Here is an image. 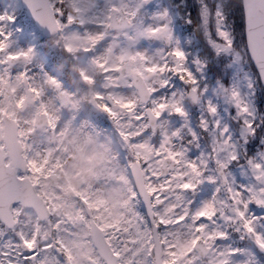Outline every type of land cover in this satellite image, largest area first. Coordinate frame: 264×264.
Segmentation results:
<instances>
[{"label":"snow or ice","instance_id":"1","mask_svg":"<svg viewBox=\"0 0 264 264\" xmlns=\"http://www.w3.org/2000/svg\"><path fill=\"white\" fill-rule=\"evenodd\" d=\"M73 6L77 9L75 13L68 9L67 0H0V79L11 80L22 73L26 78L25 86H34L36 80L43 83L51 79L61 91L68 92L63 79L55 76L49 66L59 61L60 53L95 58L111 42L106 33H111L112 29L106 25L115 16H122L128 7L126 0H105L104 3L101 0L95 3L73 0ZM139 12L144 14L143 26L149 28L153 36L161 28L165 32L166 42H160L159 48L151 49L146 55L170 52L175 59L168 66L163 86L154 88L150 94L153 103H146L144 109H134L128 118L139 127L148 119L145 111L149 107H164L163 101L178 89L194 88L207 113V116L200 114L197 117L200 132L213 133L221 138V143L229 145L215 160L208 162L211 168L205 171L210 174L199 173V182L195 186L188 184L185 178V196L191 194L189 214L174 219L176 225L193 223L200 237L196 243L207 249V255H197V250L193 249L185 260H191V264H209V258L210 264H264V0H146ZM125 32L130 37L136 35L132 27L126 28ZM52 36L58 39L49 44ZM77 41H82L83 45L76 46L73 53L72 46ZM113 51L117 53L116 49ZM22 59L26 62L18 67ZM97 63L105 69V75L110 74L105 61ZM145 66L152 70L147 62ZM184 72L191 77L187 85L182 78ZM131 79L128 77L129 81ZM97 98H102L101 93L97 92ZM53 100L60 111L51 127L45 124L41 140L45 148L27 149L25 164L29 166H18L11 177L20 187L27 183L26 177L31 176V165L39 163L48 147H55L54 142L48 144L49 135L58 136L67 128V143L74 138L83 139L85 134L97 135V128H100L123 144L104 110L111 107L110 101L95 108L93 113L70 105L62 107L59 99L53 97ZM41 102H46L45 96L36 101ZM221 102L228 105L223 108V114ZM195 111L199 113L200 108ZM167 115V111L157 113V119ZM170 115L182 118L190 113L176 106ZM233 119L239 121V134L235 138ZM173 133L175 130L168 133L170 139L165 143L168 151L159 153L158 158L176 152L175 145L180 137L179 133ZM149 135L150 130L144 129L129 142H141ZM192 136L199 147L200 136L195 129ZM190 152L191 148H187L186 152L165 159L157 179L171 178L175 161L181 154L187 161L185 168L190 166L193 171H198L199 164L195 161L206 154L201 151L198 156L189 157ZM217 168L219 172L213 176L211 173ZM235 169H239L241 180L236 179ZM202 184L212 185V190L198 202L196 197ZM154 196L155 193L147 200L151 201ZM144 199L134 187L133 202L141 203L138 207L133 206V211L145 217L148 227L156 231L163 228L164 242L174 251L175 245L167 240L174 232L169 231V225L151 222L149 204L144 203ZM20 204L21 201L12 196L0 199V209H7L8 214L0 217V264H47L49 253L51 256L62 255L47 242L29 246L30 237L15 234L19 229L10 223L9 217L19 220L15 213ZM209 208L214 210L211 216L207 213ZM201 230L207 236L200 235ZM61 264L66 261L61 260ZM156 264H170V261L164 257Z\"/></svg>","mask_w":264,"mask_h":264},{"label":"rangeland","instance_id":"2","mask_svg":"<svg viewBox=\"0 0 264 264\" xmlns=\"http://www.w3.org/2000/svg\"><path fill=\"white\" fill-rule=\"evenodd\" d=\"M88 2L95 3L96 0H88ZM104 2L105 0H101V3ZM126 2L128 7L124 12L130 21V25L128 27H132L136 35L134 37L128 36L125 32L126 28L118 31H112L111 33H106L110 36L111 42L105 49L100 51L95 58L90 59L83 54H80L78 56L73 55L68 64H70V68L79 75V77L76 79V82H74L75 90L77 91L78 97H80L79 100H86L87 94V96H94L98 100L99 105H103L105 101L111 102V107H105L104 110L108 112L109 117L112 119L113 124L117 129L116 131L119 132V135L123 141L122 145L117 141L119 145H116V147H125V150L127 149L128 151H132L131 148L137 150L135 152L136 154L132 155L131 157L134 160L143 157V163L146 164L145 168L148 169L146 177L151 178L153 175L156 178L155 182H151L154 190H158L160 187L162 188L165 184L167 185V188L170 191L167 198L168 204L171 205L174 209L173 210L171 208L173 213L172 216H169L168 213H165L166 225L170 226V232H174V235H169L167 237V240L171 244L175 245V248L174 251H172L168 247V245L163 242L166 253L165 257H167L169 261L173 260L176 264H181V262H183V264H191V260H185V257L189 253L190 246L195 240L194 238L197 236L196 229L193 223L176 225L174 217L178 215H188L185 207V199L182 198L183 194L181 188L182 185H184L185 187L187 186V184H185V178H187L188 184H192L194 179L198 178L199 169L198 171H193L190 166L185 168L184 165L187 163V161L185 160L183 154L179 155V159L175 161L177 163V168L174 172H172L170 179H157L156 166H158L161 160L164 158H158L159 153L168 151V149L165 147V143L170 139L168 133H170L172 130H175V133H179L180 137L175 145L176 152L169 154V157L173 158L177 156L178 153L187 151V148H185V146H183V144L181 143L184 135V132L181 130L182 125L185 126V132L192 135V131L193 129H195V127L200 129V121L197 118L198 115L203 114L207 116V113L203 111V104L200 99V94L198 93L199 95L195 105L187 103L189 106V108H187V111L190 113V116L196 120V124L194 126L189 123V116L177 119L169 118L167 115L162 119H157V113H162L165 111L168 112V109L170 111H173L174 107L176 106L185 108L183 106V93L186 90L178 89L176 93L169 96L167 100L163 101L164 107H149L151 111L156 115L153 129L149 127L147 120L141 126L137 127L135 123L128 118L129 114L132 113L134 109L145 108V105L138 100V97H134L135 92H133L131 88L132 81L128 80V77H130V73L133 71L140 74L146 82L149 91L152 93L154 88H160L165 83V77H167L168 74V66L173 63L175 57H173L170 52H157L155 55H146V53L151 49H157L160 47V42H162V40L159 38V34L164 29H159L153 36L149 31V28L143 26L144 14L140 13L139 9L141 4L146 2V0H126ZM67 3L68 9L70 11H72L73 13L77 12V9L73 6V0H67ZM106 28H109V24L106 25ZM149 37H151V39H149ZM57 39L58 38H55L54 41H56ZM82 45V41H77L76 44L72 46L73 53H75L76 46ZM114 49L117 50L116 54H114ZM167 59H169L170 63L167 61ZM100 60L106 62L105 67L109 69L110 74L105 75V69L101 68L97 63V61ZM21 62L17 65L18 67L26 61L22 59ZM146 62L147 64L151 65L152 70H149L145 66ZM184 74L187 76L189 75L187 72H184ZM21 76L22 74H18L11 80H9L7 77L0 79V83H3L4 86L11 85V88L7 90L9 92V99L6 101V104L8 107H11L12 113L17 112L18 105L20 104L23 96V94L20 93L22 84L19 83V78H21ZM45 82L46 84L50 83L51 90L55 91L58 94H65V107L70 105L71 107L79 108V100L77 101V98L74 94V92L76 91H72L65 83L64 85H66V87H64L68 89V92L61 91L60 86L58 84H53L51 79H48ZM78 82L82 84L83 87H79ZM86 85H94V90H89L88 92L85 91ZM33 87L38 90L36 95L42 91L39 80H36L34 82ZM97 92L101 93L102 98H97ZM69 93H71V95H69ZM2 95L3 94L0 86V96ZM39 97L40 96L36 97V101L39 100ZM213 98L215 99V97ZM36 101L34 106L30 108L26 116L24 114V116L22 115L19 117V122L21 125L20 140L23 147L25 148V152L29 148H45V145L40 142V139L35 140L33 135L30 134V128L28 125V116L30 115V113L35 108H37L38 111L44 112L45 108H47V112L45 113L50 117V121L52 124L55 123L57 117L54 114V107L53 105H51V102L48 98H45L46 102L36 103ZM151 103L153 102L149 100L148 104ZM221 104L222 109L228 107L226 103L221 102ZM90 105L92 106V103H89V106ZM197 107L200 108L199 113L195 111V108ZM235 121L237 122V129H239V122L238 120ZM144 129L150 130L149 136L145 137L141 142H129L138 135V132H142ZM66 132L67 128L65 130V133H61L58 136H53L54 142L56 143L55 147L46 149V151L50 150L51 164L46 166L44 165V159L47 158L48 154L45 152V155L39 161V163L31 165L32 174L28 177L32 181L37 182L39 185H41L42 189H44L45 187V171L52 166L61 165V163L63 162L62 147L63 143L66 141ZM203 134L204 135H201L202 145L199 144L200 151L198 152V154L203 151L206 155H204L203 159L195 162H197L199 166L202 162H204L202 163L204 165V167L202 168L207 169L211 168V165L208 162L210 160H215L216 156L219 155L229 145L226 143H221V138L213 133L205 132ZM101 135L102 131L100 132V136ZM70 144L73 146V148H83L88 146V134H85L83 139L77 140L76 138H74L73 141H70ZM90 148L92 149V146H90ZM100 155L102 161L106 163L113 162L115 158L114 150L112 153L108 145L104 149H102ZM188 156L196 157L198 155L190 152L188 153ZM234 171L236 172V179L241 180L239 169H235ZM214 173L215 172H212L211 174L215 176ZM209 174L210 173L208 171H205V176H208ZM112 179L114 181L110 182L103 190L101 205L105 203H112L113 206L117 208L124 204L127 200L133 202L131 185L128 180L127 174L124 172L121 179L119 178L118 174H114L112 176ZM102 182L103 181L98 182L99 185ZM119 182H121L123 188H120ZM97 186L98 184L94 187H90L88 190H92V192L88 195L96 197ZM211 189L212 185L202 184L198 190L200 194L196 198L197 201L199 202L202 197L209 196ZM47 196L46 197L48 202L51 200L53 204V206L51 205L54 212L53 219L38 223L29 210H17L16 216L19 218V220L17 221L15 219L17 222L15 227L19 229V231H17L15 234L30 237L28 242L29 246H35L37 244L42 245L45 242H49L51 237L52 241L50 242H86L87 240L85 241L84 228L79 220L81 218V215L79 214V212H70V208H74V205H71L68 200L63 201V203L61 204L60 199L63 195L59 193L50 195L49 191ZM121 196L122 198L119 200V197ZM179 198L181 202H179ZM93 202L94 201H92V203ZM125 206L126 211L121 215L120 219H115L111 213L105 210L106 208H103V210L105 211L101 213L102 215L100 223L101 225L103 224L106 227L105 229L106 234H108V240L113 244L115 249L120 252V254H123V251H125L123 248H126V246L127 248L132 249L134 251V254H137V251L141 250L143 247L144 237L140 232L141 227L139 225H136L135 221L133 220L135 219V214L132 206L128 202L125 204ZM118 209L119 208H117V210ZM129 213H131V215ZM207 213L211 216L210 208L207 209ZM63 217L66 218V220H63ZM200 235L207 236V233L201 230ZM134 239H136V242L133 241ZM52 258L53 256L51 255L46 257L47 264H51ZM138 258L142 259L140 256H138ZM193 259H195V256H193ZM210 260L211 258H209V264Z\"/></svg>","mask_w":264,"mask_h":264},{"label":"flooded vegetation","instance_id":"3","mask_svg":"<svg viewBox=\"0 0 264 264\" xmlns=\"http://www.w3.org/2000/svg\"><path fill=\"white\" fill-rule=\"evenodd\" d=\"M93 142L92 137H88V144L91 146ZM86 146L83 148H73V146L70 144V141L65 142L63 145V154L67 152L66 161L63 162L62 164V173L60 172L59 169L56 171H52L49 174H55L58 179L63 180L66 176H69L70 173L73 171V168H85L88 166L89 159L91 160L92 157H94V153L91 152L90 146ZM69 147L71 148L70 151L75 150H81L82 158L74 160V156L72 153L68 154V149ZM65 155V154H64ZM97 165L95 166L94 169L90 170V167L87 169V175L89 177L95 176V171L98 168H101L103 166V163L106 164L104 161H96ZM111 246V245H110ZM83 252L80 253V250H76V245L72 244L70 246L65 245V248L59 253L62 255L56 256L57 263L56 264H61V260H65L66 264H102V261L100 260L98 254L96 253L94 247L90 244L84 245L83 247ZM113 252H114V247L111 246ZM115 253V252H114ZM126 251L121 255L116 254L120 263L121 264H144L143 260L139 259L138 255H135L134 258H132L133 253L132 251L130 252V256L126 255ZM70 257V258H69ZM54 264V263H52Z\"/></svg>","mask_w":264,"mask_h":264},{"label":"water","instance_id":"4","mask_svg":"<svg viewBox=\"0 0 264 264\" xmlns=\"http://www.w3.org/2000/svg\"><path fill=\"white\" fill-rule=\"evenodd\" d=\"M126 25V23L124 22L123 18L119 21V22H115L114 20L112 21V26L114 28H118V27H122ZM134 76V85L137 88L138 92H139V96L141 98V100L143 102H147L148 98H149V94L148 91L143 83V81L141 80V78L139 76L133 75ZM6 138H7V147L11 144L15 142V131L14 129H11L10 131L7 132L6 134ZM2 138H0L1 140ZM17 146V144H16ZM17 150V147H16ZM19 152V151H17ZM2 150L0 149V165L2 164ZM1 171V170H0ZM12 177V175H11ZM10 178H0V199L7 197V196H12L15 199H19L21 201L22 204L24 203H30L33 206H36V202L37 199L35 198L33 191L31 189V187H29V185L23 184V187H20L14 183ZM25 188H29L28 193H24L23 190ZM25 205V204H24ZM7 209H0V217H7ZM9 221H10V217H9ZM204 253H202L203 255Z\"/></svg>","mask_w":264,"mask_h":264}]
</instances>
